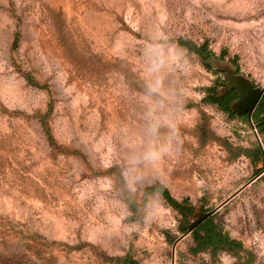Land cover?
Masks as SVG:
<instances>
[{"label":"rangeland","instance_id":"obj_1","mask_svg":"<svg viewBox=\"0 0 264 264\" xmlns=\"http://www.w3.org/2000/svg\"><path fill=\"white\" fill-rule=\"evenodd\" d=\"M153 29L184 51L166 87L186 103L177 150L133 189ZM225 66L264 87V0H0V264H264V133L206 101ZM235 194L212 218L242 250L192 253L189 224Z\"/></svg>","mask_w":264,"mask_h":264},{"label":"clouds","instance_id":"obj_2","mask_svg":"<svg viewBox=\"0 0 264 264\" xmlns=\"http://www.w3.org/2000/svg\"><path fill=\"white\" fill-rule=\"evenodd\" d=\"M140 60L144 89L139 99L144 108L145 143L141 151L130 154L124 170L125 179L133 189L143 179L141 165L157 167L165 156H171L177 150L186 97L179 87L175 91L169 90L166 79L174 73L186 76L188 71L184 51L159 29L147 33ZM162 127L169 129V136L164 142H158ZM152 216L150 213L149 219Z\"/></svg>","mask_w":264,"mask_h":264},{"label":"trees","instance_id":"obj_3","mask_svg":"<svg viewBox=\"0 0 264 264\" xmlns=\"http://www.w3.org/2000/svg\"><path fill=\"white\" fill-rule=\"evenodd\" d=\"M179 44L191 53H196L201 57H204L205 59L209 58L204 54L206 49L205 47L198 48L192 42H180ZM221 86L223 87V84ZM208 92L210 93V96L206 99V101L210 102L211 104L217 105L223 112L230 114L232 117L247 116L246 114L238 115L231 109V105L237 100V94L235 91L221 95L220 92L217 91V89L212 88L208 90ZM252 121L256 131L260 130V133H264V97L257 106L256 111L252 116ZM260 157L264 158V153L261 147L255 154V160L260 159ZM155 193L161 194L170 205L179 209L180 211H183L182 205L177 204L175 200L170 196L168 190L163 186L155 185L151 187L147 190L146 195L149 196ZM212 217L213 216L203 222L192 232L196 245L194 250H192V253L198 254L200 252L210 251L213 255H216L220 251L238 252L242 250L241 244L236 240L231 239L228 235L224 234L220 226L213 221ZM126 264L136 263L131 262Z\"/></svg>","mask_w":264,"mask_h":264},{"label":"water","instance_id":"obj_4","mask_svg":"<svg viewBox=\"0 0 264 264\" xmlns=\"http://www.w3.org/2000/svg\"><path fill=\"white\" fill-rule=\"evenodd\" d=\"M221 69L226 74V81L223 83V89L221 90L220 94L224 95L228 92L235 91L237 94V100L233 102V104L231 105L232 111L238 115L246 114L252 128L255 129L252 121V116L256 111V108L259 105L260 101L264 97V87L254 86V84L248 78H246L241 74L236 73V71L232 69V67L230 66H225ZM257 139L264 153V149L262 143L259 140L258 135H257ZM237 194L230 197L228 200H226L224 203L218 206L215 210L211 212H205V213L202 212L198 214L195 217V219L191 222V224H189L187 228V232L183 235L181 239L186 237L188 234H191L203 222H205L207 219L213 216L217 211H219L222 207H224ZM175 246L176 245H174V248Z\"/></svg>","mask_w":264,"mask_h":264}]
</instances>
